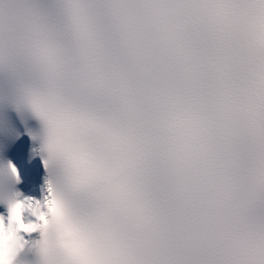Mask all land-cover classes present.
<instances>
[{
  "label": "clouds",
  "instance_id": "obj_1",
  "mask_svg": "<svg viewBox=\"0 0 264 264\" xmlns=\"http://www.w3.org/2000/svg\"><path fill=\"white\" fill-rule=\"evenodd\" d=\"M4 106L0 264H264V0H0Z\"/></svg>",
  "mask_w": 264,
  "mask_h": 264
},
{
  "label": "snow or ice",
  "instance_id": "obj_2",
  "mask_svg": "<svg viewBox=\"0 0 264 264\" xmlns=\"http://www.w3.org/2000/svg\"><path fill=\"white\" fill-rule=\"evenodd\" d=\"M11 111L4 106L0 108V136L7 138L9 141L15 139L19 133L11 118ZM10 170L16 173V180L19 181V176L14 165L9 162Z\"/></svg>",
  "mask_w": 264,
  "mask_h": 264
},
{
  "label": "bare ground",
  "instance_id": "obj_3",
  "mask_svg": "<svg viewBox=\"0 0 264 264\" xmlns=\"http://www.w3.org/2000/svg\"><path fill=\"white\" fill-rule=\"evenodd\" d=\"M29 196H34V194H29Z\"/></svg>",
  "mask_w": 264,
  "mask_h": 264
}]
</instances>
